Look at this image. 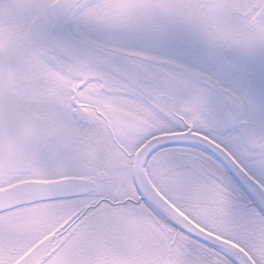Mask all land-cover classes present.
<instances>
[{
    "label": "snow or ice",
    "instance_id": "1",
    "mask_svg": "<svg viewBox=\"0 0 264 264\" xmlns=\"http://www.w3.org/2000/svg\"><path fill=\"white\" fill-rule=\"evenodd\" d=\"M0 264H264V0H0Z\"/></svg>",
    "mask_w": 264,
    "mask_h": 264
}]
</instances>
